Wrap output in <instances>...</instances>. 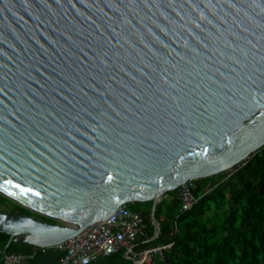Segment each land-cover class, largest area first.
Returning a JSON list of instances; mask_svg holds the SVG:
<instances>
[{
	"label": "water",
	"instance_id": "water-1",
	"mask_svg": "<svg viewBox=\"0 0 264 264\" xmlns=\"http://www.w3.org/2000/svg\"><path fill=\"white\" fill-rule=\"evenodd\" d=\"M263 145L264 0H0L2 254Z\"/></svg>",
	"mask_w": 264,
	"mask_h": 264
},
{
	"label": "trees",
	"instance_id": "trees-1",
	"mask_svg": "<svg viewBox=\"0 0 264 264\" xmlns=\"http://www.w3.org/2000/svg\"><path fill=\"white\" fill-rule=\"evenodd\" d=\"M195 179L197 199L192 206L181 209L176 189L167 190L154 207V222L151 199L125 203L146 217L149 238L142 243L144 246L172 242L163 249L162 258L153 257L144 264H264V145L236 164L234 170ZM0 207L32 213L2 193ZM7 237V233L0 231V250ZM9 241L6 252L31 254L19 263L58 264L65 253L54 245L42 247L26 241ZM4 254L0 251V264ZM85 264H133V261L115 252Z\"/></svg>",
	"mask_w": 264,
	"mask_h": 264
},
{
	"label": "built area",
	"instance_id": "built-area-1",
	"mask_svg": "<svg viewBox=\"0 0 264 264\" xmlns=\"http://www.w3.org/2000/svg\"><path fill=\"white\" fill-rule=\"evenodd\" d=\"M195 186L196 179L192 177L175 188L181 209L190 208L197 199ZM147 228L148 222L141 211L130 208L125 203L120 204L104 220L89 224L54 245L65 250L58 264H85L99 256L115 252H121L133 264L149 263L153 257L162 258L163 249L172 242L144 246L142 243L149 238ZM30 256V253L19 251L6 252L2 264H17Z\"/></svg>",
	"mask_w": 264,
	"mask_h": 264
},
{
	"label": "rangeland",
	"instance_id": "rangeland-1",
	"mask_svg": "<svg viewBox=\"0 0 264 264\" xmlns=\"http://www.w3.org/2000/svg\"><path fill=\"white\" fill-rule=\"evenodd\" d=\"M12 200V199H11ZM32 214H36V215H39V216H44V215H41V214H39V213H37V212H35V211H33L32 210ZM46 217V216H45ZM49 218H51V217H49ZM51 219H53L54 221H58L57 219H55V218H51ZM59 222V221H58ZM36 246V245H35ZM19 264H23V263H19Z\"/></svg>",
	"mask_w": 264,
	"mask_h": 264
},
{
	"label": "crops",
	"instance_id": "crops-1",
	"mask_svg": "<svg viewBox=\"0 0 264 264\" xmlns=\"http://www.w3.org/2000/svg\"><path fill=\"white\" fill-rule=\"evenodd\" d=\"M23 264H25V263L23 262Z\"/></svg>",
	"mask_w": 264,
	"mask_h": 264
}]
</instances>
